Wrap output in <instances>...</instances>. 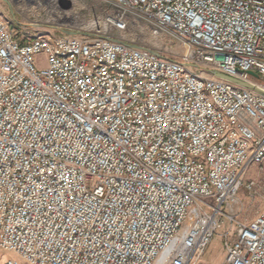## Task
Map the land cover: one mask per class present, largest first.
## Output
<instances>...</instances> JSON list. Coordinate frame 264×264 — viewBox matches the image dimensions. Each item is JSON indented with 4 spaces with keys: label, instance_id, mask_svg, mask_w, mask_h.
I'll list each match as a JSON object with an SVG mask.
<instances>
[{
    "label": "built area",
    "instance_id": "1",
    "mask_svg": "<svg viewBox=\"0 0 264 264\" xmlns=\"http://www.w3.org/2000/svg\"><path fill=\"white\" fill-rule=\"evenodd\" d=\"M11 1L2 264H202L220 232L224 264H264V210L237 221L264 168V0H13L79 28L30 39Z\"/></svg>",
    "mask_w": 264,
    "mask_h": 264
},
{
    "label": "rangeland",
    "instance_id": "2",
    "mask_svg": "<svg viewBox=\"0 0 264 264\" xmlns=\"http://www.w3.org/2000/svg\"><path fill=\"white\" fill-rule=\"evenodd\" d=\"M16 4L20 6L21 3L11 1L10 5L13 6L10 8L5 7V11L14 19L15 29L24 38L30 39L40 34L63 36L67 32H75V30L79 29L73 21L61 22L58 20L57 15L60 11L61 13L63 12L62 9L50 8L48 6L38 8L31 5L25 13L21 8L18 9ZM252 181L256 183V186L250 191L247 189V185ZM244 182L245 186L240 191V213L237 221L249 223L258 213L264 210V168L253 167L245 177ZM225 228H230V224L226 223ZM220 234L216 236L205 253V255L207 254V263L224 264L226 255L222 247ZM9 258L8 254L0 252V264ZM202 264H205V262L202 261Z\"/></svg>",
    "mask_w": 264,
    "mask_h": 264
},
{
    "label": "bare ground",
    "instance_id": "3",
    "mask_svg": "<svg viewBox=\"0 0 264 264\" xmlns=\"http://www.w3.org/2000/svg\"><path fill=\"white\" fill-rule=\"evenodd\" d=\"M13 1V0H12ZM34 5L38 8L41 7L40 4H38V2H31V1H28L27 3H21L20 6L18 4H16V6H18V9L21 8V10H23L25 13L27 12V10H29V8L31 7V5ZM61 13V11H60ZM49 20V19H48ZM58 20L61 21V22H68L70 21L69 18L65 15H58ZM36 23V22H35ZM49 23V22H48ZM38 25V24H37ZM150 43V46L154 45V42H149Z\"/></svg>",
    "mask_w": 264,
    "mask_h": 264
},
{
    "label": "water",
    "instance_id": "4",
    "mask_svg": "<svg viewBox=\"0 0 264 264\" xmlns=\"http://www.w3.org/2000/svg\"><path fill=\"white\" fill-rule=\"evenodd\" d=\"M218 76H220L221 78L227 79V80H229V81L235 82V80H233V79H231V78H228V77H226V76H223V75H218ZM255 76L257 77V75H255Z\"/></svg>",
    "mask_w": 264,
    "mask_h": 264
},
{
    "label": "crops",
    "instance_id": "5",
    "mask_svg": "<svg viewBox=\"0 0 264 264\" xmlns=\"http://www.w3.org/2000/svg\"><path fill=\"white\" fill-rule=\"evenodd\" d=\"M206 256H207V254L203 257L202 261H204L205 264H212V263H207V261H206Z\"/></svg>",
    "mask_w": 264,
    "mask_h": 264
}]
</instances>
